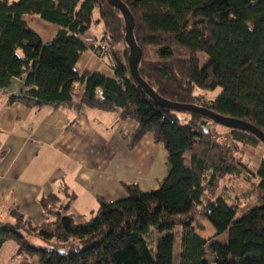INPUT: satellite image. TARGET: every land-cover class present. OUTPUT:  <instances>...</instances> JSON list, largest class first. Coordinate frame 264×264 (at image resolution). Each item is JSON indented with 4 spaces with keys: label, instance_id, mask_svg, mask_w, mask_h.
<instances>
[{
    "label": "trees",
    "instance_id": "16d2710c",
    "mask_svg": "<svg viewBox=\"0 0 264 264\" xmlns=\"http://www.w3.org/2000/svg\"><path fill=\"white\" fill-rule=\"evenodd\" d=\"M121 1L134 19L133 35L142 52L139 75L156 94L264 132V0ZM25 15L56 25L53 39L44 43ZM94 22L103 25L101 40L114 60L111 76L74 69L88 48L79 36ZM124 33L121 13L105 0H0V90L12 78L23 80V89L9 94L7 102L30 108L65 105L78 115L86 108L115 112L118 120L136 123L128 148L151 133L165 148L167 167L155 189L124 183L125 196L98 197L97 210L84 222L69 213L74 196L67 193L65 202L55 194L40 198L39 223L11 209L10 220L0 224V246L15 242L17 264H29L32 257L40 264H264V159L252 172L256 202L238 218V204L215 195L222 179L246 170L241 157H234L235 144L261 142L249 132L155 103L130 75ZM119 42L122 52L114 48ZM148 48L153 59L146 58ZM177 49L189 56H174ZM197 53L207 55L203 66ZM216 88L219 93L201 103L194 92ZM198 216L211 224L214 236L225 234V239L203 236ZM32 238L50 247L35 245Z\"/></svg>",
    "mask_w": 264,
    "mask_h": 264
},
{
    "label": "crops",
    "instance_id": "0c3cea01",
    "mask_svg": "<svg viewBox=\"0 0 264 264\" xmlns=\"http://www.w3.org/2000/svg\"><path fill=\"white\" fill-rule=\"evenodd\" d=\"M23 19L43 42L59 29L35 16ZM94 23L103 31L101 22ZM87 47L74 69L111 76L109 64L92 52L90 43ZM22 89L23 80L12 78L0 90V224L10 220L11 209L39 223L40 198L66 193L74 196L69 213L84 222L97 210L98 197L113 201L125 196L124 183L137 184L142 191L155 189L166 175V151L151 133L128 148L133 120H118L115 112L93 108L78 115L65 105L30 108L7 102L9 94ZM15 247L12 240L2 243L0 264H17L19 258L12 257ZM29 264L40 263L32 257Z\"/></svg>",
    "mask_w": 264,
    "mask_h": 264
},
{
    "label": "rangeland",
    "instance_id": "374dc122",
    "mask_svg": "<svg viewBox=\"0 0 264 264\" xmlns=\"http://www.w3.org/2000/svg\"><path fill=\"white\" fill-rule=\"evenodd\" d=\"M11 1V0H10ZM94 16H97L95 13ZM37 17V16H35ZM40 19V18H39ZM42 20V19H41ZM55 36V35H54ZM103 37V31L102 27L98 25V23H92L90 26V29L85 32L84 34L80 35L79 38L86 44L87 43L91 45V43L95 40H100ZM53 39V38H52ZM51 39V40H52ZM49 40V41H51ZM48 41V42H49ZM47 43V42H44ZM114 48L122 52L124 49V44L122 42L114 44ZM179 51H176L174 56L178 57H187L189 56V52L183 49H177ZM146 58L153 59L154 53L152 48L146 49ZM199 58V64L200 66H203L207 60V55L204 53H197ZM105 63H108L107 59L103 56H97ZM100 73V72H99ZM102 74V73H101ZM220 91V88H216L211 92H205L201 89H196L194 92L199 96V102H203L206 100L213 99ZM210 129L216 128L221 134L226 135L228 133V130L225 128H222L220 126H215L211 123H208ZM222 138V137H220ZM159 144V143H156ZM237 148H235V159H238V156L241 157V160L243 162V165H245L246 170L242 172L239 176H232V177H226L220 181L219 188L215 195H223L228 202H232L235 204H238L239 210L236 213L235 218H238L243 212L247 211V208L251 205H253L256 202V181L257 179L253 176L252 172L255 171L259 165V162L264 159V144L259 143L256 146H252L249 144H235ZM162 148L165 150L164 146ZM165 153V152H164ZM159 156V155H158ZM159 159V157H157ZM240 160V159H239ZM187 161V158H186ZM158 187V185H157ZM155 187V188H157ZM67 198H63V201L65 202ZM197 222H200V224L203 225V230L200 232L205 237H210L215 235V230L211 226V224L207 221L201 218V216H198ZM175 233V244H174V263L178 262V252H179V227H176L173 231ZM166 233H163L161 235H165ZM215 239L218 241H223L225 239L224 235L214 236ZM212 237V238H214ZM31 242L38 246H48L45 242L37 239L32 238ZM61 251H66L67 248H61Z\"/></svg>",
    "mask_w": 264,
    "mask_h": 264
},
{
    "label": "water",
    "instance_id": "95a60500",
    "mask_svg": "<svg viewBox=\"0 0 264 264\" xmlns=\"http://www.w3.org/2000/svg\"><path fill=\"white\" fill-rule=\"evenodd\" d=\"M110 6L116 8L122 15L124 21V41L128 47V55H127V64L129 68V72L131 77L138 83L139 86L144 90V92L155 101L159 106L165 107L167 109H171L177 112H191L196 113L211 122L222 125L231 129H238L242 131H246L254 135L261 143L264 144V132L259 128L254 126L253 124L246 122L241 119L224 116L221 114H217L212 110L194 105V104H184L166 100L156 94L150 86L140 77L138 72V64L142 56V52L140 47L136 44L133 28H134V19L132 14L130 13L127 6L121 0H105ZM203 124L206 121H202Z\"/></svg>",
    "mask_w": 264,
    "mask_h": 264
},
{
    "label": "built area",
    "instance_id": "2783aa9c",
    "mask_svg": "<svg viewBox=\"0 0 264 264\" xmlns=\"http://www.w3.org/2000/svg\"><path fill=\"white\" fill-rule=\"evenodd\" d=\"M90 49L96 55L105 57L110 67L114 65V60L111 56L110 48L105 40L100 39L93 41L90 45Z\"/></svg>",
    "mask_w": 264,
    "mask_h": 264
}]
</instances>
